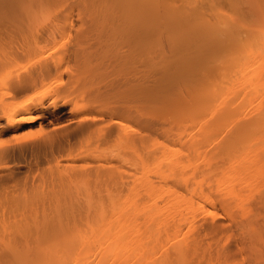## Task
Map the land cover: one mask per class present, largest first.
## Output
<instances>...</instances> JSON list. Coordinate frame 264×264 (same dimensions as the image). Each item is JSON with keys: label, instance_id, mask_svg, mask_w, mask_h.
I'll return each mask as SVG.
<instances>
[{"label": "bare ground", "instance_id": "obj_1", "mask_svg": "<svg viewBox=\"0 0 264 264\" xmlns=\"http://www.w3.org/2000/svg\"><path fill=\"white\" fill-rule=\"evenodd\" d=\"M0 90V264H264V0H0Z\"/></svg>", "mask_w": 264, "mask_h": 264}, {"label": "rangeland", "instance_id": "obj_2", "mask_svg": "<svg viewBox=\"0 0 264 264\" xmlns=\"http://www.w3.org/2000/svg\"><path fill=\"white\" fill-rule=\"evenodd\" d=\"M23 65H24V64H23ZM2 88L5 89L4 87H2ZM3 92H4V93H3ZM3 92H2V90H0V97L3 96V95H5L6 92H7V90H3ZM1 94H2V95H1ZM24 98H26V97H24ZM24 98H21V99L23 100ZM68 108H69V107H66L67 110H69ZM63 121H64V120L62 119L61 121H57V122H53V123H44V124H41V126H40L38 123H36V124H34L30 129H28V130L25 131V135L31 137L30 135L36 133V134H38V135L35 134V137L41 136V135H43V132H44L45 134L48 133V132L51 131L53 128H55V127H57L58 125L62 124ZM56 123H57V124H56ZM37 132H38V133H37ZM31 133H32V134H31Z\"/></svg>", "mask_w": 264, "mask_h": 264}]
</instances>
